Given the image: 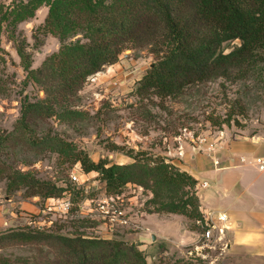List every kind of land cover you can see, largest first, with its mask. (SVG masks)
<instances>
[{
    "label": "trees",
    "instance_id": "obj_1",
    "mask_svg": "<svg viewBox=\"0 0 264 264\" xmlns=\"http://www.w3.org/2000/svg\"><path fill=\"white\" fill-rule=\"evenodd\" d=\"M49 7L42 29L60 41V49L33 70L23 48H18L28 76L45 92V98L23 104L21 117L9 141L42 147L69 162L80 164L84 173L96 172L107 195H120L131 185L153 194V213L185 215L205 231L198 193V180L162 156L113 144L131 161H94L76 144L46 132L39 122L53 116L67 120L81 116L73 108L87 81L117 63L124 48L148 49L156 62L137 82L133 92L141 99L165 100L179 96L191 86L214 79H248L264 67V0H22L9 16L18 25ZM240 41L228 51L226 45ZM6 59L0 41V100L9 95ZM71 104V105H70ZM222 125V123H220ZM4 148V141L0 142ZM0 176L8 180L7 193L23 190L26 198L45 203L71 199L78 193L53 181L36 177L0 162ZM11 247H33L32 257L14 258L0 254V264H148L138 244L123 239L59 232L25 226L0 233V252ZM175 264H186L181 261Z\"/></svg>",
    "mask_w": 264,
    "mask_h": 264
},
{
    "label": "rangeland",
    "instance_id": "obj_2",
    "mask_svg": "<svg viewBox=\"0 0 264 264\" xmlns=\"http://www.w3.org/2000/svg\"><path fill=\"white\" fill-rule=\"evenodd\" d=\"M22 0H0V41L9 80V95L0 100V162L23 171H32L37 178L53 181L61 187L78 190L73 207L65 211L61 204H48L39 197L26 198L23 190L8 195V180L0 176V233L11 228L39 227L48 231L72 236L112 237L138 244L144 251L148 264H233L226 258V241L216 249L202 252L201 234L195 221L185 215L153 213V194L143 189L146 199L141 208L142 230L115 228L112 232L100 222L92 220L97 201L105 198L106 187L96 172L84 173L80 164L70 165L58 153L41 151L42 147H29L22 142L5 143V136L14 132L21 117L24 102L45 98L44 90L28 76L18 48H23L31 69L40 68L45 60L58 52L57 37L43 32L49 7L41 6L35 17L13 24L9 16L14 5ZM240 45L234 41L226 45L228 51ZM156 57L148 49L126 46L119 61L89 79L78 93L73 108L82 113L76 118L61 120L57 116L39 122V134L49 132L76 144L94 161L108 158L114 163H129L124 151H113L117 144L125 151H146L150 155L177 159L179 166L197 173L192 155L204 158L208 143L222 133L230 136H255L264 134V67L241 81L223 78L187 88L174 98L141 99L133 92L137 82L153 67ZM71 105V104H70ZM222 123V125L220 124ZM183 155H179L180 153ZM205 159V158H204ZM204 161V160H203ZM201 164V163H200ZM73 172L80 174L79 182L72 179ZM202 174L200 180H207ZM137 188L128 187L126 193ZM211 191L214 187L210 188ZM197 185L191 193H197ZM203 195V191L200 193ZM66 196L70 197V193ZM9 198V200H6ZM213 203L203 202V211L224 210L226 199ZM213 202V201H212ZM145 233L146 242H133L136 235ZM154 233L156 241H152ZM145 245V246H143ZM33 247H11L0 254L7 257H32ZM207 254V255H206ZM239 264H244L242 261Z\"/></svg>",
    "mask_w": 264,
    "mask_h": 264
},
{
    "label": "crops",
    "instance_id": "obj_3",
    "mask_svg": "<svg viewBox=\"0 0 264 264\" xmlns=\"http://www.w3.org/2000/svg\"><path fill=\"white\" fill-rule=\"evenodd\" d=\"M211 143L213 151H205V159L199 154L191 156L197 165L196 170L193 169L197 175L189 168L179 166L180 162L175 158L168 161L195 177L197 185L202 181L210 183L209 188L197 191L202 210L203 202L213 203L212 207L218 198L226 199L221 211L229 217L225 229L226 258L233 260V264L240 261L264 264V169L256 163L257 158L264 160V134L230 136L222 133ZM215 160L220 162L219 166H215ZM204 173L207 180H200ZM211 187L214 190L211 191ZM149 236L153 237L154 233ZM146 237L142 232L130 240L144 244Z\"/></svg>",
    "mask_w": 264,
    "mask_h": 264
},
{
    "label": "built area",
    "instance_id": "obj_4",
    "mask_svg": "<svg viewBox=\"0 0 264 264\" xmlns=\"http://www.w3.org/2000/svg\"><path fill=\"white\" fill-rule=\"evenodd\" d=\"M96 76L97 75L91 77V79ZM208 145V152L210 153L213 151L214 145H212V143H208ZM179 155H183L182 151ZM256 163L261 170L264 169V160L262 158H257ZM214 164L215 166H219L220 162L215 160ZM79 177V173L73 172L72 179L74 181L79 182ZM133 187L137 189L132 193L125 192L116 196L106 195L105 198L97 201L96 210L93 213L94 215L90 216L92 220L100 222L111 232L115 228H125L133 231L142 230L140 225V219L143 216L141 208L145 205L146 199L143 201L141 198L145 193L142 187ZM209 187L210 183L208 181H202L197 185V190ZM3 200L4 198L0 196V203L3 202ZM51 201L55 204H61L65 211H69L74 205L70 197L51 199ZM228 220V214L225 212L211 211L209 214L204 212V221L198 222L205 228V231L201 234L202 245L199 247L202 252L216 249L219 244L225 242V229Z\"/></svg>",
    "mask_w": 264,
    "mask_h": 264
},
{
    "label": "water",
    "instance_id": "obj_5",
    "mask_svg": "<svg viewBox=\"0 0 264 264\" xmlns=\"http://www.w3.org/2000/svg\"><path fill=\"white\" fill-rule=\"evenodd\" d=\"M6 200H9V198H6ZM152 241H156V236L155 235L152 237Z\"/></svg>",
    "mask_w": 264,
    "mask_h": 264
}]
</instances>
